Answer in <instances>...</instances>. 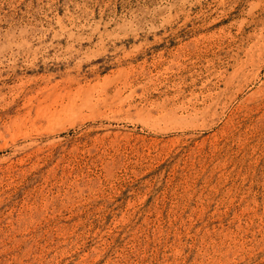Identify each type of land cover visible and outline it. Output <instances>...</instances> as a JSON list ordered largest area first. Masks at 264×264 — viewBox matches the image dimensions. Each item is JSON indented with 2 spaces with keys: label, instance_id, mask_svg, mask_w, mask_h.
I'll use <instances>...</instances> for the list:
<instances>
[{
  "label": "rangeland",
  "instance_id": "rangeland-1",
  "mask_svg": "<svg viewBox=\"0 0 264 264\" xmlns=\"http://www.w3.org/2000/svg\"><path fill=\"white\" fill-rule=\"evenodd\" d=\"M0 264H264V0H0Z\"/></svg>",
  "mask_w": 264,
  "mask_h": 264
}]
</instances>
